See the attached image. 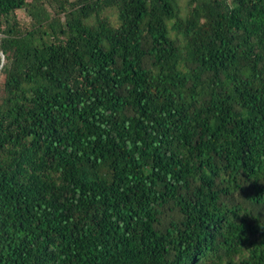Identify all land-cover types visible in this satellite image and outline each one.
<instances>
[{"label":"trees","instance_id":"1","mask_svg":"<svg viewBox=\"0 0 264 264\" xmlns=\"http://www.w3.org/2000/svg\"><path fill=\"white\" fill-rule=\"evenodd\" d=\"M0 264H264V0H0Z\"/></svg>","mask_w":264,"mask_h":264},{"label":"rangeland","instance_id":"2","mask_svg":"<svg viewBox=\"0 0 264 264\" xmlns=\"http://www.w3.org/2000/svg\"><path fill=\"white\" fill-rule=\"evenodd\" d=\"M187 0H180V3L182 5V7H184L185 3ZM109 13H111L112 19H115V15L114 13H112L111 11H109ZM19 17L26 23L28 21V18L25 17V15L22 12H18Z\"/></svg>","mask_w":264,"mask_h":264}]
</instances>
